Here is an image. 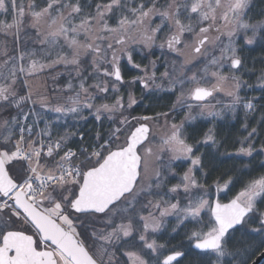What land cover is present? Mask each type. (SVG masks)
I'll return each instance as SVG.
<instances>
[{
	"label": "snow or ice",
	"instance_id": "snow-or-ice-1",
	"mask_svg": "<svg viewBox=\"0 0 264 264\" xmlns=\"http://www.w3.org/2000/svg\"><path fill=\"white\" fill-rule=\"evenodd\" d=\"M251 8V0H0V16L11 17L0 20V33L14 38L12 48L0 42V109L16 111L0 121V264H179L184 241L167 246L154 238L173 214L172 232L193 225L185 232L198 257L191 264H250L259 249L250 251L243 237L264 236V160L234 166L238 175L225 172L213 182L214 191L206 188L195 173H210L203 171L205 154L197 153L200 147L218 152L222 144L214 128L198 138L201 130L186 125L198 116L235 119L243 108L247 135L236 153L223 155L264 156V144L255 147L264 138V114L250 127L256 105L241 97L246 82L236 75L246 46H264V21L251 22ZM27 31L35 33L31 48L21 47ZM154 48L175 56L163 60L159 76L156 60L144 67L134 60L147 59ZM129 65L143 75L126 82ZM58 67L67 71L50 78L65 76L64 86L53 88L51 97L34 94L29 79ZM137 81L145 96L179 90L176 102L154 115H124L138 101L129 92L125 103L119 86ZM110 93L112 103H95ZM37 107L64 119L60 127L69 118L87 124L88 109L92 127L55 131ZM181 109L183 119L176 122L173 113ZM177 160L190 167L168 187ZM13 161L27 166L12 174ZM237 185L222 202L221 194ZM262 260L264 253L252 264Z\"/></svg>",
	"mask_w": 264,
	"mask_h": 264
},
{
	"label": "trees",
	"instance_id": "trees-1",
	"mask_svg": "<svg viewBox=\"0 0 264 264\" xmlns=\"http://www.w3.org/2000/svg\"><path fill=\"white\" fill-rule=\"evenodd\" d=\"M22 1L25 2L28 0H22ZM251 4H252V8H251V12L249 13L251 22L264 21V0H251ZM247 35L251 36L252 32L249 31ZM31 36L32 38L34 37L33 34ZM243 42H244V36L243 34H241L238 44H243ZM27 44L31 45V42L29 41ZM22 46L25 47V41H22ZM243 55L246 57L244 61V68L236 72V75L240 76L241 79L246 82L245 85L242 86L241 88L240 91L241 97L252 100V102L256 105V111L252 112L248 117V123L250 127H256L258 126L257 122L259 121L261 115L264 114V82L260 80L261 70L264 69V46H262L260 43H255L253 45L246 46ZM171 57L172 59L175 58V56H171ZM134 60L135 63L139 62L137 55L134 56ZM85 65L87 67L86 63ZM123 71L126 82L131 81V79L135 76L134 72H132V69L128 66L125 67ZM59 81L60 82L63 81V78L60 79ZM249 85L251 87H248ZM129 92L132 93V95L136 96L138 101L136 105H133L131 109H128L127 114L129 116L154 115L155 112L169 111V109L172 108V105L175 103L176 100V94L166 95L164 92H159V91H157L155 95L145 96V91L143 90V87L139 82L125 83L120 85L119 94L125 96V101L127 100V95ZM114 95L115 94L110 93L108 95V98H104V99L98 96L95 103L100 104L105 102L107 103L112 102ZM218 96L221 98L224 97L223 95H218ZM157 97H159V99ZM223 102L228 103V100L224 98ZM183 112L184 109H182V111L173 113V115H175L176 117V122H179V120L182 119ZM5 113L8 114L9 116L16 115V111L12 109L8 110ZM40 117H42V120L47 119L49 123H54L55 131H59V132H64V131L73 132L76 131L77 128L92 127V118L89 116V114L86 115V117H89V122L87 124H85L84 121L78 122L75 119H68L67 125L64 127H60V126L65 125V120L52 122L51 115L48 114L44 115L41 113H40ZM243 117H244V110L243 108H240L237 110V115L235 119H233L231 115L217 119H213L211 117L198 116L196 120L191 122L190 126L187 125L190 131L192 130V128H197L201 130V136H199L198 138L202 137L203 131H206L208 128H214L217 134V139L222 144V147L219 148L218 152L215 147H212L211 149L208 147H200L199 152L197 153V154L200 153L205 154L203 157L204 160L203 171L210 173V175L206 177H202L200 172H196L195 174L197 176V179L204 186L211 187L212 190H214L213 182L218 177L222 176L223 173L228 172V175L230 176H236L239 174L237 171L232 170L234 166L236 168H239L240 166L245 164H249V163L258 164L261 160H264L263 156H256L255 160H250L248 158L228 159L223 155L225 152L236 153L237 149L240 147L238 141L247 135V132L242 130V125L244 123ZM41 125L44 126V123L41 122ZM105 127H107V124H105ZM261 144H264V138H261L259 142L256 143L255 147L259 149ZM22 166L25 167L23 163L18 161H13L10 164V173L18 174V170ZM182 169L183 168L177 167L178 176L182 171ZM175 180L176 179H174L173 177H170L169 182ZM241 186L242 185H237L235 189L228 192L227 196L221 194L220 196L221 201H227L228 199H230L232 196L236 194V192L239 190ZM203 218L207 220L208 216L205 214ZM192 227L193 225L189 223L187 224V228L181 226L179 231H177V233L173 237L168 236L169 233H167V235H165L164 240H157L158 242H165V245L167 246L176 245L179 242L184 241V246L177 249L181 252L186 253L184 257H181L179 259V264H191V262L194 259H198L196 254L190 251V245L187 242L185 236V232L188 229H191ZM252 227H258V225H252ZM243 239L249 245L250 251L259 249L255 251V255L252 256V260L262 250H264V248H259L261 241L264 240V236L258 234H252V235L244 236Z\"/></svg>",
	"mask_w": 264,
	"mask_h": 264
},
{
	"label": "rangeland",
	"instance_id": "rangeland-1",
	"mask_svg": "<svg viewBox=\"0 0 264 264\" xmlns=\"http://www.w3.org/2000/svg\"><path fill=\"white\" fill-rule=\"evenodd\" d=\"M23 2V1H22ZM29 2V0L28 1H25V2H23V3H25V4H27ZM161 2H163V0H161ZM3 19H8L9 21H10V19H11V17L9 16V17H4V16H0V20H3ZM160 22V20H159V17H157L156 18V20H155V23H159ZM34 35L35 36V33L34 32H32V31H27L26 32V34L25 33H22L21 34V47H23L22 46V41H25V47H28V48H31V47H33V45L31 44V45H29V44H27L29 41L31 42V40H30V38H32V36L31 35ZM241 36V35H240ZM13 37H10V36H5V35H3L2 33H0V42H6L7 43V45H8V47L9 48H12L14 45H13ZM163 39V37L161 36L160 37V39H158L157 40V44H159L160 42H161V40ZM240 40V37H239V39H238V41ZM237 41V42H238ZM135 56V55H134ZM174 56V55H173ZM137 58H138V61L139 62H137V63H139V64H141V66L142 67H144V66H148V62H149V60H156L157 61V70H156V74H157V76H159L160 75V73H162V72H164L165 71V68H164V66H163V60L164 59H167V60H169V61H171V60H174V59H172V57L171 56H167V57H163V56H161V52H160V50L158 49V48H154V50H153V54L152 55H150V56H148L147 57V59H141V57L139 56V55H137ZM83 67H85V68H87L86 67V65L85 64H83ZM128 67H130L131 69H132V72H134V74H135V76L134 77H137V76H142L143 75V72L142 71H140V70H137V69H134V68H132L130 65L128 66ZM67 70L66 69H64L63 67H58L57 69H55V71H53V72H48V73H45L44 75H40V76H37V77H34V78H30L29 79V81H28V83L31 85V89H32V92L35 94V93H37V92H41V93H46L49 97H51L52 95H54L55 93H53L52 92V89L53 88H55V87H63L64 86V84H65V76H60L59 78H58V80H56V81H53L50 77L51 76H55L56 75V73H58V72H66ZM88 71H91V69H88ZM225 71H227V69L225 68ZM63 78V81H59L60 79H62ZM132 80V79H131ZM138 82V81H137ZM161 81H157V83H160ZM73 83H76V81H73ZM88 83L89 84H91V83H93V81L92 80H89L88 81ZM166 83V82H165ZM87 86V85H86ZM119 88H120V86H119ZM144 90V89H143ZM90 91H94V89H90ZM132 94V93H131ZM179 94V90H177V92H176V96ZM134 96V95H133ZM135 98H136V96H134ZM225 97H219V96H217V98L216 99H219V100H222L223 101V99H224ZM227 99V98H226ZM136 100H137V98H136ZM113 102V101H112ZM112 102H108V103H112ZM175 102H176V100H175ZM213 104H215L216 103V101L215 100H213V101H211ZM105 103H107V102H105ZM125 103H127V100L125 101ZM128 111V110H127ZM127 111L124 113V115H128L127 114ZM179 111H182V109L181 110H179ZM179 111H177V112H179ZM37 112L40 114H44V115H51V117H52V119H51V121L52 122H58V121H60V120H64V119H60V120H57L56 119V116H55V114L54 113H50V112H44L43 110H41V109H39V107H37ZM89 112V110L88 109H85L84 111H83V115L84 116H86L87 114H89L88 113ZM184 112H185V110H184ZM184 112H183V116H184ZM195 113V112H194ZM118 115V114H117ZM195 115V114H194ZM183 116H182V119H183ZM10 116L8 115V114H6L5 112H4V110L3 109H0V121H2L3 119H5V118H9ZM69 119H71V118H69ZM45 120H47V119H45ZM181 120V119H180ZM179 120V121H180ZM48 121V120H47ZM40 127L41 128H43L44 126L43 125H41V123H40ZM186 127H187V125H186ZM154 143H156L155 141H154ZM264 157V156H263ZM12 163V162H11ZM24 165H25V167L27 166V162L26 161H23L22 162ZM177 167L178 168H183L182 169V171L180 172V174H179V176L177 175ZM190 167V162L189 161H184V160H177V161H175L174 163H173V168H174V174L171 176V177H173L174 179H176L175 181H172V182H168V187H171L172 185H175V184H178V183H180L181 182V177L183 176V174L188 170V168ZM206 188H209V189H211L212 190V188L211 187H209V186H205ZM163 191H166V189L165 190H163L162 189V192ZM214 191V190H213ZM177 199H180V202H181V205H183L184 203H185V200L182 198V196L181 197H176ZM213 199H214V197H212ZM165 199L166 200H171V202H176V200L175 199H173V197L172 196H165ZM206 211L207 210H205V212H202L201 213V215L204 217L205 216V213H206ZM145 215H147V213L145 212L144 213ZM157 215H158V213H157ZM164 222V226L165 227H168L169 225H170V227H171V230H170V236L171 237H173L176 233H177V231H179V229H177V231L176 232H172V227L174 226V225H176V223H177V221H176V217H175V215L173 214V215H169V216H167V217H165L164 219H163V221H162V223ZM135 223V222H134ZM17 227H19V225H17ZM97 227H100V228H103L104 227V225L103 224H99V225H97ZM29 233H33V231H30ZM159 236V237H158ZM161 239L160 238V232H158V233H156V237H155V239ZM158 242V241H157ZM159 244H164L165 245V242H158ZM166 254V253H165ZM146 258V257H145ZM161 259H163V257H161Z\"/></svg>",
	"mask_w": 264,
	"mask_h": 264
},
{
	"label": "flooded vegetation",
	"instance_id": "flooded-vegetation-1",
	"mask_svg": "<svg viewBox=\"0 0 264 264\" xmlns=\"http://www.w3.org/2000/svg\"><path fill=\"white\" fill-rule=\"evenodd\" d=\"M163 224V227L161 228V230L159 231L160 232V238L161 239H156V240H164L165 239V235H167V233H170V230H171V227L170 225L168 227H165L164 226V222L162 223ZM34 232V230H32ZM28 234H33V233H28ZM168 236H170V234H168ZM156 237V234L154 235V238ZM159 237V236H158ZM168 254V253H166ZM180 259V258H179Z\"/></svg>",
	"mask_w": 264,
	"mask_h": 264
},
{
	"label": "water",
	"instance_id": "water-1",
	"mask_svg": "<svg viewBox=\"0 0 264 264\" xmlns=\"http://www.w3.org/2000/svg\"><path fill=\"white\" fill-rule=\"evenodd\" d=\"M215 198V197H214ZM228 201V200H227ZM227 201H222V202H227ZM261 253H264V250H262L251 262L250 264H252V262L257 261L259 259V257L261 256ZM179 259V258H178ZM264 260L260 261V264H263Z\"/></svg>",
	"mask_w": 264,
	"mask_h": 264
},
{
	"label": "built area",
	"instance_id": "built-area-1",
	"mask_svg": "<svg viewBox=\"0 0 264 264\" xmlns=\"http://www.w3.org/2000/svg\"><path fill=\"white\" fill-rule=\"evenodd\" d=\"M40 126V125H39Z\"/></svg>",
	"mask_w": 264,
	"mask_h": 264
}]
</instances>
